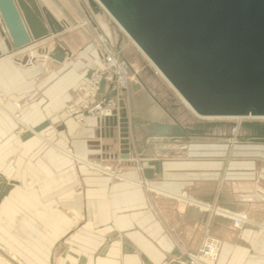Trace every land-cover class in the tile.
<instances>
[{
	"label": "crops",
	"instance_id": "1",
	"mask_svg": "<svg viewBox=\"0 0 264 264\" xmlns=\"http://www.w3.org/2000/svg\"><path fill=\"white\" fill-rule=\"evenodd\" d=\"M28 2L62 28L11 50L0 37V264H166L208 236L221 241L216 264H264V144L221 156L186 137L146 139L179 97L123 30L114 54L129 86L106 80L91 98L115 97L113 116L69 112L100 64L92 35L111 17L89 0Z\"/></svg>",
	"mask_w": 264,
	"mask_h": 264
},
{
	"label": "water",
	"instance_id": "2",
	"mask_svg": "<svg viewBox=\"0 0 264 264\" xmlns=\"http://www.w3.org/2000/svg\"><path fill=\"white\" fill-rule=\"evenodd\" d=\"M89 2L94 10L104 7L112 14L195 113L264 116V0ZM0 15L9 50L62 28L51 12L42 15L28 0H0ZM172 118L151 124L146 139L205 135L220 124L190 126ZM241 126L240 140L264 144V121L245 120Z\"/></svg>",
	"mask_w": 264,
	"mask_h": 264
},
{
	"label": "built area",
	"instance_id": "3",
	"mask_svg": "<svg viewBox=\"0 0 264 264\" xmlns=\"http://www.w3.org/2000/svg\"><path fill=\"white\" fill-rule=\"evenodd\" d=\"M100 39L101 44L98 46L100 64L94 74L79 86L80 98L69 102L68 107L71 112H76L81 108L91 113L96 112L106 121L113 116V109L117 107L116 101L111 97L102 96L90 104L88 99L97 93L103 79L110 82L116 90H126L129 86L131 69L114 54L108 37L104 36ZM223 213L232 218L238 227L246 221L243 216L232 212L223 211ZM220 248L221 241L208 236L197 250L187 252L183 257L171 258L166 264H216Z\"/></svg>",
	"mask_w": 264,
	"mask_h": 264
},
{
	"label": "rangeland",
	"instance_id": "4",
	"mask_svg": "<svg viewBox=\"0 0 264 264\" xmlns=\"http://www.w3.org/2000/svg\"><path fill=\"white\" fill-rule=\"evenodd\" d=\"M110 17H111V15H110ZM0 18H1V15H0ZM0 21L4 24L3 20H0ZM110 22H111V24L109 25V23L107 21L101 19L100 20V25L102 26L104 31H97L95 34L92 35V38H93V42L96 45V47L99 48L98 46H100V44H101L100 43L101 42L100 38L104 37V36L108 37L109 40H110L111 48H112V50L114 52V49H115V46H116L118 40H120V42L123 43V42H128V39H127L126 36H124V34L121 31L123 29L119 26V24L112 17H111V21ZM110 27H112V28H110ZM110 29H112V32H111ZM72 34H73L72 31H68V32H66V33H64L62 35V39L66 40V41H69ZM1 35H0L1 39H4V37L1 36ZM55 43H58V40L56 39V37L44 41V43L41 44V47H43V48H45V47L51 48ZM4 45L5 44L3 43L2 46L4 47ZM25 53H31V50L29 49V50L25 51ZM121 55H122V57L127 58L128 60H130L133 63H135V61L137 60V56H138L137 53L134 50H124L121 53ZM95 71L96 70H94L92 72V74H94ZM103 81H106V79H103L101 84L103 83ZM80 96H81V94H80V92H78L77 95L73 98L72 101L76 100L77 98H80ZM92 97H90L88 99L90 104L93 103V102H91V98ZM108 97H111L117 103V100H116L115 97H112V96H108ZM179 102H181V103H179ZM66 108H67V110L69 112H71L69 110L68 104H67ZM81 109H83V108H81ZM77 110H79V109H77ZM85 110L87 111V109H85ZM81 116L82 115H78V118H80ZM172 117H175L176 119H178L183 125H190V126L193 123L199 122V121H219L220 124L217 125L215 128H213L212 131L207 132L208 134H205V135H203V134H195V135H192V136H188L186 138L187 139H192L194 141V143H199V142L209 143L210 147L213 146L214 149H218V150H215V151L210 149L209 151H211L212 153L214 152L216 154H221V156H225V155L226 156H230V155H233V154L234 155L235 154H240V153H243V152L247 151V149H245L244 147H246L248 145L258 144V143L251 142L249 140H239V136H243V134H245L244 129L242 128V126L240 127L239 131L237 132V135H239V136L235 137V133H234L233 130H234L235 126H236V122H237L236 120H232V119L202 120L199 117H197L193 112L188 110L187 107L184 106V104L182 103L180 98H179V101H178V105L175 108H172L171 115L167 116L166 119L164 118V120L161 121V122H165V121L172 122L173 121ZM260 121H264V120H260ZM251 151L253 152V150H251Z\"/></svg>",
	"mask_w": 264,
	"mask_h": 264
},
{
	"label": "bare ground",
	"instance_id": "5",
	"mask_svg": "<svg viewBox=\"0 0 264 264\" xmlns=\"http://www.w3.org/2000/svg\"><path fill=\"white\" fill-rule=\"evenodd\" d=\"M49 3H51V0H47ZM102 8V7H101ZM105 9V8H104ZM106 10V9H105ZM111 17L118 23V21L112 16V14L106 10ZM2 20V19H1ZM119 24V23H118ZM119 26L124 30V32L126 33V35L129 37V39L132 41V43L140 50V52L145 56V58L152 64V66L156 69V71L160 74V76L162 78H164L166 80V82L174 89V91L176 92V94L178 95V97L180 98V100L182 101V103L184 104L185 107H187L188 110H190L191 112H193L197 117H199L202 120H225V119H232V120H236V126L234 128V133H235V137L239 136L237 135V132L239 131L240 127H241V123L245 120H264V116H256V115H241V116H204V115H199L197 113H195L194 109L192 108V106L187 102V100L173 87V85L169 82V80L165 77V75L159 70V68L152 62V60L147 56V54L140 48V46L133 40V38L128 34V32L119 24ZM1 33L4 32V34L2 35L4 37V41L3 43L7 46V38L9 39V34L7 31V28L5 25L1 26ZM51 32V31H50ZM49 32V33H50ZM52 33V32H51ZM7 37V38H6ZM34 41V40H33ZM22 47V46H21ZM82 119V118H81ZM240 140V139H239ZM261 144V143H258ZM152 190H155L157 192H161V193H168L166 190L158 188L156 186H151ZM200 206V205H199ZM248 221V220H246Z\"/></svg>",
	"mask_w": 264,
	"mask_h": 264
}]
</instances>
